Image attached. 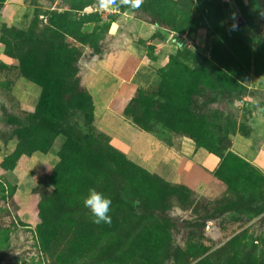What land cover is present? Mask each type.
Instances as JSON below:
<instances>
[{
  "label": "rangeland",
  "instance_id": "rangeland-1",
  "mask_svg": "<svg viewBox=\"0 0 264 264\" xmlns=\"http://www.w3.org/2000/svg\"><path fill=\"white\" fill-rule=\"evenodd\" d=\"M206 1L224 8L230 25L237 11L252 42L218 33L227 24L218 25L206 3L186 13L181 0H168L163 27L151 16L149 22L136 17L140 9L149 10L150 0L137 9L111 11L101 10L97 0H0V264H91L93 255L82 254L81 231L101 248L123 229L130 231L128 244L142 231L153 234L134 264H198L221 246L206 264H264V58L255 47L264 38L236 10L239 0L234 6V0ZM31 21L53 34L43 56L31 62L7 55L5 29L26 30ZM37 73L44 86L64 78L59 93L64 90L69 99L66 109L41 110ZM179 107L188 114L172 111ZM113 115L123 124L110 127V135ZM136 116L139 124L132 121ZM192 118L198 142L219 146L224 140L220 155L177 135ZM140 125L181 141L178 150L170 148L183 157L176 178H164L159 168L147 169L122 150L131 145L142 154V145L155 138ZM25 138L33 142L29 152H20ZM109 145L137 166L110 158ZM189 146L209 154L197 165L202 175H179ZM89 188L111 199V218L127 221L113 227L94 223L83 205ZM118 189L136 192L144 213L121 212ZM62 201H75L78 210L61 216ZM247 201L254 202L252 208ZM188 246L204 250L202 257L184 254Z\"/></svg>",
  "mask_w": 264,
  "mask_h": 264
},
{
  "label": "trees",
  "instance_id": "trees-1",
  "mask_svg": "<svg viewBox=\"0 0 264 264\" xmlns=\"http://www.w3.org/2000/svg\"><path fill=\"white\" fill-rule=\"evenodd\" d=\"M167 1L168 0H150L149 10L143 11L142 9H140L141 12H143V13H140L139 11H137L136 17L138 19L148 21L146 18V15L151 16V18L153 20L151 22H153L159 26L167 27L166 22L162 21V18H163L162 13L167 8ZM181 3L183 4V6L185 8L186 13H188L189 10L193 6H195L196 3H200V4L206 3L207 5H210L209 2H207L206 0H181ZM87 4L82 5L79 8L84 7ZM210 7L214 12V16L218 19L217 24L218 25H220L221 23L227 24L224 27L222 25L218 29V33L224 34L223 32H226L230 36L235 37L237 39L240 38L246 43L252 42V40H250L249 37L247 36L246 31L244 29L246 24L248 25V23H245V25L237 27L236 30H234V31H229L228 29H229L231 21L224 17V14H223L224 8H220L217 10V9H214V6L210 5ZM239 8H240V11L245 14L244 16H246L247 14L245 11V7L240 2H239ZM213 12H212V14H213ZM58 15L65 17V14L60 13ZM247 19L251 23V18L247 17ZM225 20H226V22H225ZM25 28H26V26H24V27L10 26V27H7L5 29V35L3 36L4 37L3 41H4L5 46H4L3 51L7 55L13 56V57H15L21 61L27 60L28 58H30L29 61L32 60L31 62H35V59L36 60L40 59L39 57L43 56V53L46 51L48 43H49V41H51V37L53 36V34L49 33V32L47 33L46 30L36 29L35 23L32 21H31V23H29V26L26 30H24ZM46 33H47V35H46ZM255 47L257 48L258 55L261 56L262 58H264V44L262 42L261 43L257 42V43H255ZM34 77L36 78L37 83H39V85L41 84L40 85V87H41V94H40L41 95L40 96L41 110L47 109V108H49V106H52V107L55 106L56 108L61 109V110H64L67 108V101L69 99L64 98V94H63L64 90L62 91V94L60 95V93H61L60 90H62V89H60L61 85L63 84V82H65L63 77L60 78V77L56 76L54 80L46 82V83H48L47 86H44L43 76L41 74L37 73ZM89 100H91L90 95L88 96V99L86 101H89ZM188 110L189 109L187 107H179V109H172L173 112L179 113L181 115V117L186 116V114H188ZM8 120L14 122L15 117H8ZM132 121L135 124H139L140 119H139V117L136 116L133 118ZM179 124L176 127H174V129L177 128L179 126ZM182 124H183V127L175 130V132H177L178 136H180V137L188 136L190 138H194L196 140L195 144L196 145L198 144L197 146L204 147L207 151H209L211 153L219 154V155L221 154V151L224 148V140L223 139H220L218 141L219 143L217 142L219 144V146L214 144V143H202V142L200 143V142H198V139L196 138L195 131H194V129L198 128L196 118H192L190 121L182 122ZM54 125L52 124L53 127H54ZM140 126L144 131L152 132L153 135L155 136V138L162 141L163 144H165L167 147L173 148L175 150H178L180 148V145H181L180 140L174 141V139H172L170 136L163 135V133H162L163 131H161L160 129L153 130L148 125H140ZM106 137H108V136H106ZM32 142L33 141H31L30 143H27L26 138L24 140L20 141L19 151L20 152H22V151L23 152H29V150H30L29 144H31ZM107 153H108L109 157L112 159L122 158L127 163H129L133 166H137V164L130 161V159L127 158L123 152L114 148L111 145H109ZM81 174L82 173H80V172H78V173L75 172L72 175H75L76 177L79 176V177L83 178V176ZM72 175L70 174L67 177V179L65 180L66 182L64 184H61V185H63L64 188L68 185L69 180L71 179ZM46 180L49 181V184H50V182L52 184L51 180H49V179H46ZM118 194H120V196H121V201H120L121 202V210H120L121 212H131V211L137 210V209H140L142 211V210L146 209L145 203H143L141 201L142 200V199H140L141 197H139L136 194V192H135V194L139 198L136 197V195L134 193H132L128 190H125V189H122V190L120 189L118 191ZM56 202L57 201H55V203ZM232 204L237 205L238 203L237 204L232 203ZM245 204H246L245 206L247 208H252L254 205V202L253 201H247ZM61 205H62L61 216L68 215V214L73 213L76 210H78L76 208L77 206H76L75 201H73V202L72 201H62ZM230 206L231 205H229L225 208L230 209ZM142 212L144 213V211H142ZM118 213H120V212L118 211ZM126 221L127 220L123 221V219H122V221L120 223H123ZM120 223H119L117 217L114 216L111 218L110 226L113 227V226L120 224ZM141 223H142V218L138 219V224H141ZM79 224L80 223H75L74 227H77L78 229L81 230V226ZM124 230H125L124 235H122ZM86 233H89V232H87L85 230L81 231V234L83 235V237L81 239V244L83 245L82 246V250H83L82 254L91 253V255H93V261L91 264H103L102 261H104V260H106V262H104V264H123L122 262H129V264H134V262H136V260L142 258L146 254L145 250H146V248L149 247L150 238L153 236V234L148 235L145 231H142V233L139 234V238L135 244H134L135 241L128 244L127 241H128L129 236H130V231L128 229L127 230L123 229L120 233L115 235L116 236L115 241L112 244H110L107 247L99 248L96 245V240H94L95 237L91 233H89V235H87V236H84ZM148 236L150 238L147 240L146 238H148ZM164 236L167 237L166 233H164ZM186 248L187 249H186L184 254L192 256L193 259L202 257V255L204 253V250L193 248L192 246H188ZM222 248H223V246H221V248L219 247V249L217 248L209 256H204L203 258H201L199 260L198 264H206V262L209 263L208 261L210 260V257L215 256V254L219 253L222 250ZM76 255L78 256L79 252H77ZM72 262H74V260H72ZM250 264H253V263H250ZM256 264H258V263H256ZM259 264H261V263H259Z\"/></svg>",
  "mask_w": 264,
  "mask_h": 264
},
{
  "label": "crops",
  "instance_id": "crops-1",
  "mask_svg": "<svg viewBox=\"0 0 264 264\" xmlns=\"http://www.w3.org/2000/svg\"><path fill=\"white\" fill-rule=\"evenodd\" d=\"M239 1L245 7V11L247 14L246 17L251 18V24L254 27L258 28V30L259 29L261 30V33H260V31H258L257 33L261 34V37L264 38V34H263L264 30L261 29L262 27H264V0H239ZM233 2H234V3H232L233 6L236 5L235 0ZM235 8H236V10H237V8L240 10L239 6H237V7L235 6ZM232 9L234 10V8H232ZM104 114H106V113H104ZM111 120L115 122V125H113V122H111ZM111 120H110L111 125L106 129V132L110 135L112 134L110 127L111 128H117V126H120L121 124H123V122L121 120H117L114 115L111 117ZM101 124H103L102 125L103 127L105 126L104 122ZM105 124H106V122H105ZM136 134L138 136L137 132H136ZM139 136H141V134H139ZM142 137H144V136H142ZM150 140H151V142L150 143L148 142V144L146 143L147 145H145V146L142 145V148L145 150L144 152H142V154H139V152L133 150L131 145L122 148V150H124V152L127 153V155L129 156L130 159L132 156L136 159H137V157H139L140 160L138 162H143L142 166H144L147 169L154 170L156 168L157 169L159 168L160 170L158 172L164 178H167L169 180L176 178L177 173L179 171V167L183 164V157L181 155H179L178 152H176V151L166 147L165 145L159 143L155 138H153V139L150 138ZM155 146H156V148L160 147L161 153L159 154L158 158H157L158 151L156 150ZM189 147H188L187 151L186 150L184 151L185 154H187V158H184V160H186V162L182 166L181 173L179 175H184L185 173H187L190 170H191L190 172L192 174L195 173L196 176H197V174L202 175V173H201L202 169H201V167L199 168L197 165H200L199 161H206V159L209 158L208 157L209 154L203 148H198L197 150H195L194 147H192V149H191V147L190 148ZM147 148H149L150 153L148 151H146ZM158 160L161 161V163H158L157 162ZM211 188L212 187H210V189Z\"/></svg>",
  "mask_w": 264,
  "mask_h": 264
},
{
  "label": "clouds",
  "instance_id": "clouds-1",
  "mask_svg": "<svg viewBox=\"0 0 264 264\" xmlns=\"http://www.w3.org/2000/svg\"><path fill=\"white\" fill-rule=\"evenodd\" d=\"M101 10L111 11L120 6H128L132 9L139 8L143 0H97ZM230 19L233 21L229 26V31H234L237 28L236 13H232ZM112 201L102 192L95 188H89L87 195L83 198V205L91 214L93 222L96 224H111V216L109 215Z\"/></svg>",
  "mask_w": 264,
  "mask_h": 264
},
{
  "label": "water",
  "instance_id": "water-1",
  "mask_svg": "<svg viewBox=\"0 0 264 264\" xmlns=\"http://www.w3.org/2000/svg\"><path fill=\"white\" fill-rule=\"evenodd\" d=\"M236 14H237V11H236ZM236 24H237V27L241 24V17L239 14L236 17Z\"/></svg>",
  "mask_w": 264,
  "mask_h": 264
}]
</instances>
